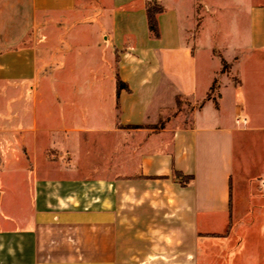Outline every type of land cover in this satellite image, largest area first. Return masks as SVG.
I'll return each mask as SVG.
<instances>
[{
    "label": "crops",
    "instance_id": "0c3cea01",
    "mask_svg": "<svg viewBox=\"0 0 264 264\" xmlns=\"http://www.w3.org/2000/svg\"><path fill=\"white\" fill-rule=\"evenodd\" d=\"M85 1L0 0V264H264V0Z\"/></svg>",
    "mask_w": 264,
    "mask_h": 264
},
{
    "label": "rangeland",
    "instance_id": "374dc122",
    "mask_svg": "<svg viewBox=\"0 0 264 264\" xmlns=\"http://www.w3.org/2000/svg\"><path fill=\"white\" fill-rule=\"evenodd\" d=\"M88 3H89L88 0L84 2L85 7L88 6ZM86 18L87 17L85 16L84 19ZM204 34H205V40H207L208 33H204ZM201 37H202V40H201V43L198 45L197 57H198L199 75L203 77V58L207 55V49L205 45L203 46V31L202 30H201ZM2 44H3V41H2ZM74 54H75L74 56L75 58H79V56H82V53H80L78 50H76ZM44 82H45L44 98L46 100V104H49V107L55 108V98H54V93H52L53 92L52 87L54 86V80L49 77ZM4 88L5 86L0 87V91H1L0 92V118H1V114L3 113L4 101L7 98L6 89ZM49 89L52 91L51 93L49 92ZM30 101L27 102L29 106L31 105ZM20 102H21V108H20L21 110L26 109L28 107V105L25 106L24 101H20ZM192 109H193V105L191 104V102L187 100L180 101L177 105L176 111L173 113V114H176V116L173 119H179L180 123L187 124L190 119V113ZM22 113H23V110H22ZM20 115L22 114L20 113ZM5 117L7 116L5 115ZM25 119H27V117H25ZM21 120H22L21 121L22 123L26 122V120H24V116H21ZM0 126H1V119H0ZM247 139L248 137L246 136L245 141L242 144L243 158H241V165L246 175H248L249 171L255 170L254 159L250 160L248 157ZM1 147H3L6 150L7 144L6 143L1 144ZM261 166H263V163L258 164L257 168L259 169L261 168ZM13 177H15L18 182L19 181L21 183L24 182L23 180L24 173H22V171L16 172L15 174H11L10 178H13ZM246 182L247 181L241 180V185L246 184ZM246 235H247V224H243L239 226L235 234V237L231 239L228 245V249H229L228 252L224 253L223 257H220V263H217V264H247V249H248L247 241L248 240H247Z\"/></svg>",
    "mask_w": 264,
    "mask_h": 264
},
{
    "label": "trees",
    "instance_id": "16d2710c",
    "mask_svg": "<svg viewBox=\"0 0 264 264\" xmlns=\"http://www.w3.org/2000/svg\"><path fill=\"white\" fill-rule=\"evenodd\" d=\"M162 9L161 7H157V6H152V7H148L147 8V22H148V28L149 31L151 32V34L154 37H158L159 36V28H158V23H157V19H156V13L160 12ZM126 87L125 83H123L122 81H120L119 79L117 80V91H116V98L118 97V92L121 88ZM179 103L178 97H177V105ZM175 176L179 177L181 176L180 173L175 172ZM184 182L186 183L188 182V180L190 179L189 176H183Z\"/></svg>",
    "mask_w": 264,
    "mask_h": 264
},
{
    "label": "built area",
    "instance_id": "2783aa9c",
    "mask_svg": "<svg viewBox=\"0 0 264 264\" xmlns=\"http://www.w3.org/2000/svg\"><path fill=\"white\" fill-rule=\"evenodd\" d=\"M244 117L240 114V113H238V114H236V116H235V123H237V124H240V123H242L243 121H244ZM264 182V181H263Z\"/></svg>",
    "mask_w": 264,
    "mask_h": 264
}]
</instances>
